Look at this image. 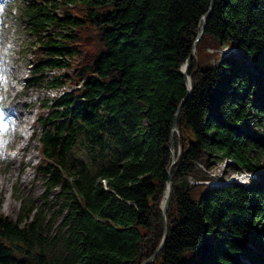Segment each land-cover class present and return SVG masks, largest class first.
Here are the masks:
<instances>
[{
  "label": "trees",
  "instance_id": "obj_1",
  "mask_svg": "<svg viewBox=\"0 0 264 264\" xmlns=\"http://www.w3.org/2000/svg\"><path fill=\"white\" fill-rule=\"evenodd\" d=\"M18 12L33 36L28 85L60 90L72 78L76 89L42 102L37 171L46 191L40 204L23 199L16 220L0 212V264L151 260L165 235L170 176L169 232L149 264H264L261 184H192L209 180L201 167L226 160L262 177L252 125H264L256 73H264V0H22ZM88 23L100 29L103 50L59 75L73 68ZM207 47L205 65L192 55ZM226 47L235 53L222 55ZM191 57L189 95L181 70ZM57 188L61 204L48 216Z\"/></svg>",
  "mask_w": 264,
  "mask_h": 264
},
{
  "label": "rangeland",
  "instance_id": "obj_2",
  "mask_svg": "<svg viewBox=\"0 0 264 264\" xmlns=\"http://www.w3.org/2000/svg\"><path fill=\"white\" fill-rule=\"evenodd\" d=\"M11 1L0 0V114H3L6 120L14 123L15 115L21 113V117L26 121L25 127L17 126L15 130L24 138H27L24 142L27 148L22 152L20 164L14 159L19 157L20 153L8 142L12 134L9 132L0 134V184H2L0 190L3 191L0 194V212L16 220L20 214L21 201L23 199H33L40 204L43 202L42 195L46 191L45 180L37 171L41 162L39 152L41 146L39 140L35 141L29 138L34 132L38 131L37 133L39 134L42 131L41 128L38 130L36 123L40 114L45 111L41 102L47 98L51 99L59 94H64L65 91H73L76 87L72 84V78H67L65 86L60 90H47L41 85L39 88L26 85L27 79L31 77L30 62L33 57L32 51L34 50L30 42L29 52L26 56L25 42L27 39L31 41L33 36L27 34L24 29L25 24L19 20L15 11L10 12ZM80 9L81 7L66 8L67 11H71L74 14H79L81 12ZM84 11L82 10V12ZM79 37V42L81 43L79 45L80 55L74 60L72 69L62 70L59 75L66 74L71 76L75 68L90 64L103 50L100 29L90 23L79 32ZM206 43L210 46L209 42ZM203 50L195 57L202 64H212V60L209 57V53H212V50L208 47ZM229 51V48L220 49L222 55ZM57 73L54 72L49 74V76L54 77ZM252 127L254 130L252 137L261 144V149L264 148V125L259 127L252 125ZM13 137L15 142L24 139H17L14 135ZM71 154L75 159H79L82 156L81 146L77 147ZM224 162L214 163L209 168H206L208 165L201 168L206 174L212 172L213 178H221L223 176L225 179L232 174L235 175L234 177L241 174V171L237 170L239 168L231 166L227 167L228 169L224 173ZM211 163L213 162L209 164ZM259 171L262 174L261 189H264V155L261 157ZM192 184L198 183L192 182ZM200 190L203 191V188H200ZM59 191L60 188H57L51 193L49 198V206L51 208L48 207L47 209L48 216H51L52 209L58 208L61 204L60 202L56 203ZM17 257L18 259L22 258V255L17 254Z\"/></svg>",
  "mask_w": 264,
  "mask_h": 264
},
{
  "label": "water",
  "instance_id": "obj_3",
  "mask_svg": "<svg viewBox=\"0 0 264 264\" xmlns=\"http://www.w3.org/2000/svg\"><path fill=\"white\" fill-rule=\"evenodd\" d=\"M213 9V5L211 7V10ZM208 16L209 14H207L206 16H204L203 18V27H202V31L198 37L197 40H200L201 37L203 36L204 34V31L206 29V24H207V20H208ZM195 53V52H194ZM193 53L192 57L195 56V54ZM192 57L188 59L187 63L182 67V70H181V73L182 75H184L185 77V81L187 83V87H188V90H189V95H191L192 93V80L191 78L189 77L188 75V70H189V67H190V64H191V60H192ZM182 104L178 107V110H177V113H176V116H175V119H174V122H173V131L174 132H178V117L181 113V110H182ZM175 143H174V139L172 140L171 142V148H172V155H173V162H172V166L170 167V170H169V175H171V172L174 168V165L177 163V156L175 154ZM172 192H173V188H172V178L171 176L169 177V182H168V189L166 191V194H165V198L162 202V205H161V209H162V215H163V220H164V226H165V235H164V239H163V242L162 244L160 245V247L158 248V250L156 251L154 257L151 259V260H148V261H145L143 264H149L154 258H156L158 256V254L160 253L161 249L163 248L165 242H166V239H167V236H168V232H169V229H168V224H167V211L169 209V206H170V202H171V196H172Z\"/></svg>",
  "mask_w": 264,
  "mask_h": 264
},
{
  "label": "bare ground",
  "instance_id": "obj_4",
  "mask_svg": "<svg viewBox=\"0 0 264 264\" xmlns=\"http://www.w3.org/2000/svg\"><path fill=\"white\" fill-rule=\"evenodd\" d=\"M253 68V67H252ZM254 69V68H253ZM255 71V69H254ZM257 74H259L260 76H264V73H260V72H256ZM5 93V91H4ZM26 121L21 117V113H18L17 115H15V122L12 123V124H9L8 127H7V132L11 133L12 136L11 138L9 139V143L11 144V146L15 147V149L20 153V156L19 157H15L14 159H16L20 164H21V155H22V152L27 148V145L26 143H24L26 141L27 138H24L20 133L17 132V130H15V128L18 126H22L23 128L25 127V124ZM13 135L17 138V139H21V138H24L23 140H17L16 142L14 141V137ZM29 140V139H28ZM232 164L231 160H226L224 162V173L227 171V167L230 166ZM223 178V176H222ZM224 179V178H223ZM225 179H228L225 178ZM2 187V184H0V189ZM3 191L0 190V194L2 193Z\"/></svg>",
  "mask_w": 264,
  "mask_h": 264
},
{
  "label": "built area",
  "instance_id": "obj_5",
  "mask_svg": "<svg viewBox=\"0 0 264 264\" xmlns=\"http://www.w3.org/2000/svg\"><path fill=\"white\" fill-rule=\"evenodd\" d=\"M193 182H194V183H199L198 181H196V180H194V179H193Z\"/></svg>",
  "mask_w": 264,
  "mask_h": 264
}]
</instances>
